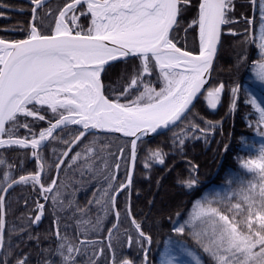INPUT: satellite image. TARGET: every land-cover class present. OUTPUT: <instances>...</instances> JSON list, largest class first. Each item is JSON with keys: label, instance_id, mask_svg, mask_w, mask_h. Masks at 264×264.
Segmentation results:
<instances>
[{"label": "snow or ice", "instance_id": "1", "mask_svg": "<svg viewBox=\"0 0 264 264\" xmlns=\"http://www.w3.org/2000/svg\"><path fill=\"white\" fill-rule=\"evenodd\" d=\"M32 20L25 39H0V148L19 146L31 148L32 156L36 158L39 168L45 164L39 149L42 142L53 137L56 129L63 132L68 125H79L80 130L68 133L71 139L59 137L67 147L62 151L58 162L55 163L57 173L61 170L74 147L80 145L91 130H101L108 133H122L125 137H134L130 141V156L126 163L130 165L126 171L124 181H118L121 169L120 161L124 159V148L119 149L116 162L110 163L108 157L114 153L108 151L107 144L90 141L81 151L70 157L68 168L77 166L81 176L85 171L92 178L102 179L106 184L89 204L95 203L107 211L116 208L117 196L133 185V169L137 158V141L158 130L169 128L177 121L187 119V113L193 100L201 93V89L208 82L213 68L214 57L222 34V26L233 23L228 13L233 9V0H201L198 18L193 21L199 27L200 49L198 55L190 51H182L174 43L172 30L179 24L178 16L191 0H68L58 9L54 17V27L50 32H44V19L51 17L53 10L48 9L45 17L38 14V9L46 6V0H31ZM255 6L257 0H250ZM81 17H90L87 27L79 21ZM249 25L259 26L258 55L260 57L257 78L264 84V0H259V20L245 17ZM191 27V25H190ZM231 31V30H230ZM249 32L248 29L245 30ZM235 35L236 33H232ZM247 42V41H246ZM137 57L141 60V70L135 73L130 83L123 88L120 96H127L130 90L144 86V91L130 103H120L110 100L103 93L101 73L110 62L120 58ZM241 60L244 57H240ZM158 68L164 86L156 91L149 84L144 83V75L151 74L152 68ZM182 69L181 71H177ZM225 84L219 83L209 88L205 99L211 109H216L221 103ZM239 86L231 88L232 99L230 110L236 108ZM259 113L256 121L258 133L264 137V107L256 98L246 101ZM47 106L56 115L55 122L39 132L38 138L32 132L29 123H21L20 116L45 120L41 115V108ZM31 106V107H29ZM206 127L198 123L189 122L181 134H174L178 144L183 148L188 130L200 135H193V139H206L215 128L211 121H205ZM20 127L28 129L31 138H19ZM7 136V139L2 138ZM176 141H174L175 143ZM227 148V146H226ZM107 152V155H105ZM165 153L155 150L150 153V160L155 163H165ZM82 161V163H79ZM6 161L0 159V165ZM152 164L145 162L144 167ZM8 165V168H11ZM49 168L51 165L48 166ZM197 166L193 165V171ZM241 168L246 173L258 179L245 180L241 174H235L229 184H237L236 189L224 195L216 194L215 199L205 197L197 201L194 211L186 225L192 228V236L204 253L210 258V264H264V144H261L255 158L241 160ZM186 187L192 188L196 184L194 178L180 181ZM31 183L35 189L39 185V194L45 201L51 199L53 205L61 209L72 207L73 202L67 204L61 199V188L68 185L59 181V175L52 178L45 186L40 172L20 175L14 178L5 171L0 179V249L4 248L6 231V195L15 185ZM48 193H54L49 197ZM235 199L236 202H233ZM27 204V200H25ZM35 214L29 217L30 224L41 221L45 211V204L39 201ZM81 218L77 221L79 229L84 235L94 231L101 223V219H84L85 209L77 208ZM132 215L131 207L127 209ZM119 218V212L116 211ZM179 215V214H177ZM55 235L60 241L56 249H45L47 256L42 264H79V258L88 255V244L94 241L87 239L76 242L66 232H62L59 222L54 221ZM141 247L151 243V236L145 233L141 224L133 217ZM116 227L115 225L113 226ZM22 231H25L22 229ZM178 234L185 232V226L175 227ZM112 229H109V239ZM39 239L29 235V239ZM132 237H128L129 247ZM111 250L113 245L109 243ZM143 264H147V250L145 249ZM10 255L11 253H7ZM99 253L93 251L88 264H96ZM192 256L191 252L187 253ZM195 264H201L199 257H193ZM0 264H8L7 259L0 260ZM16 264H29V257L21 255ZM112 264H135L131 259L115 260L113 253ZM164 264H183L177 257L167 259Z\"/></svg>", "mask_w": 264, "mask_h": 264}, {"label": "trees", "instance_id": "2", "mask_svg": "<svg viewBox=\"0 0 264 264\" xmlns=\"http://www.w3.org/2000/svg\"><path fill=\"white\" fill-rule=\"evenodd\" d=\"M4 1L10 6L19 5L16 1ZM199 1L191 0V3L183 8L178 16L179 24L172 35L175 37L174 43L193 53L198 52V25L193 24V21L198 16ZM65 2L68 0H51L45 7L38 9L41 17H45L49 8L53 10L52 16L44 19L46 34L50 32V26H53L58 9ZM233 5V9L228 13L233 23L223 26L221 46L208 87L186 114L187 119H182L163 133L137 142L133 185L130 191L126 189L117 196L116 208L105 211L95 203L89 204V200L93 199V193L99 196L98 190L106 187V184L102 179L92 178L87 171L81 176L77 166L68 168L67 164L70 163V157L75 152L81 151L90 141L95 140L97 147L100 144L109 146L108 151L115 154L108 157L110 163L116 162L119 149L123 147L124 159L120 161L122 166L118 173V181H124L126 171L130 167L126 163L130 156V140L114 134L91 132L80 145L74 147L69 159L61 165V170L57 174L59 181L68 185L60 189L61 199L65 204L69 200L74 201L72 207L61 209L59 205H53L51 199L45 201L39 194V185L34 189L31 183L15 185L5 194L6 231L4 248L0 249V260L7 259L8 264H16V259L23 254L29 257V264H42L47 256L43 250H54L60 243L55 235L54 224V221L58 220L61 231L66 232L76 242L84 239L95 242L87 245L88 255L80 257L79 264H88L89 256L93 251L99 253L100 249H103V254L98 256L96 264H112L113 253L116 261L128 258L135 264H143L145 249L147 264H164L171 257H177L183 264H195L193 257H199L201 264H210L208 254L204 253L197 244L192 236V228L185 222L189 221L197 201H202L205 197L215 199L217 193L224 195L236 189L237 184H229L235 174H241L246 181L258 179L241 168V160L255 158L260 145L264 144V137L259 135L256 125L259 113L246 102L256 98L264 107V84L257 78L260 70L258 66L260 57L256 46L259 43V26L257 24L253 28L245 22V17L259 20V0L255 6L250 0H233ZM30 18L28 11L20 13L0 9V39L12 41L27 37ZM89 21L90 17L80 18V23L85 27L88 26ZM246 29L249 30L248 33L245 32ZM233 32L236 34L233 35ZM240 57L244 59L241 60ZM105 69L101 81L104 95L110 100L118 98L122 103L124 100L122 98L129 99L142 92L143 85H140L138 90L131 89L127 96L119 95L130 83L132 76L141 70L139 58L115 62ZM144 83L155 89L162 88L163 79L160 77L159 69L153 67L150 75L145 74ZM219 83L225 84V90L222 93L221 103L216 109H211L204 96L209 88ZM235 86H239L240 91L237 93L236 108L230 110L231 88ZM36 107L41 108L40 114L45 115V120L23 116H20L19 120L21 123H29L32 132L37 136L41 130L50 126V121L54 123L57 117L46 106ZM190 121L198 123L201 127H206L205 121H211L216 126L206 139L191 138L193 135L199 136L200 133H193L189 129L181 149L174 134H181L182 129H185ZM78 130L80 129L77 126L68 125L63 132L61 129L53 132V137L56 138L49 137L38 150L43 157L41 162L45 164L43 170L32 156L31 148L18 146L0 148V159L6 161V164L0 165V179L5 171L10 172L14 178L39 171L42 183L47 186L57 173L55 163L67 147L59 137L71 139L68 133ZM17 135L19 138L25 136L31 138L28 129L23 127L19 128ZM157 149L166 154L164 164L149 159L150 153ZM146 161L152 164L150 168L144 167ZM8 165L12 167L8 168ZM193 165L197 166L195 171ZM189 178L196 180L192 188L180 182ZM53 194L47 195L51 197ZM35 201L44 203L45 211L40 222L30 224L29 217L33 216L36 210ZM233 202H236L235 199ZM129 205L131 216L127 213ZM77 208L85 209L84 219L93 222L97 217L101 219L100 225L94 231L88 232L87 236L78 228L77 221L81 218V213ZM116 211L120 214L118 219ZM133 217L141 224L142 230L151 236V243H145L143 248L137 242L141 238L132 224ZM179 226H185L183 234L174 231V228ZM109 229H112L111 240ZM29 235L39 239H29ZM129 236L133 241L130 247ZM109 243L113 245L111 250L108 248ZM9 252L10 255L7 254ZM188 252H191L192 256H188ZM53 258L57 259L58 264V257Z\"/></svg>", "mask_w": 264, "mask_h": 264}, {"label": "water", "instance_id": "3", "mask_svg": "<svg viewBox=\"0 0 264 264\" xmlns=\"http://www.w3.org/2000/svg\"><path fill=\"white\" fill-rule=\"evenodd\" d=\"M24 1H26V2H28L29 4L32 5L31 0H24ZM47 1H49V0H46V2H47ZM200 2H201V0H200ZM200 2H199V4H200ZM33 7H34V5H32V8H33ZM9 10L14 11V12H21V10H19V9H15V8H9ZM31 20H32V11H31V19H30V22H31ZM223 26H224V25H223ZM223 26H222V28H223ZM174 29H175V27H174ZM174 29L172 30L171 35L173 34ZM25 38H26V37H25ZM25 38H23V39H25ZM221 40H222V34H221V38H220V41H219L218 46H217V53H218V51H219V49H220V46H221ZM177 47H179V46H177ZM179 48H181V47H179ZM181 50H182V51H187V50H185L184 48H181ZM191 53H192V52H191ZM217 53H216V56H217ZM192 54H193V55H198L199 52H197V53H192ZM216 56L214 57V62H215V58H216ZM132 58H137V57L120 58V59H118V60H116V61H112V62H110V64L115 63V62L125 61V60L132 59ZM214 62H213V66H214ZM110 64H109V65H110ZM107 66H108V65H106L105 68H106ZM178 70L181 71L182 69H178ZM212 70H213V68H212ZM212 70H211L210 76L207 77L208 82H207V83L204 85V87L201 89V93H198V94H197V97L193 100V105L195 104V102L198 100V98L200 97V95L203 93V91H204V90L206 89V87L208 86V84H209V82H210V79H211ZM102 74H103V72L101 73V77H102ZM101 82H102V81H101ZM193 105L190 106V109L192 108ZM178 122H179V121H177L176 124H177ZM176 124H175V125H176ZM175 125H171V126H169V128H165V129L158 130V133H157V134L163 133V132L169 130L170 128H172V127L175 126ZM75 126H77V127L80 129V126H79V125H75ZM56 130H57V129H56ZM56 130H55V131H56ZM55 131H54V132H55ZM91 132H95V133H98V134H114V135L120 136V137H122V138L129 139L130 141H131L132 139H134V137H125V136H123L122 133H108V132H104V131H101V130H91ZM157 134H151V135H149V136H145V137H143L142 139H147V138H150V137L155 136V135H157ZM45 141H46V140H45ZM45 141H44L42 144H44ZM138 141H139V140H138ZM138 141H137V142H138ZM57 174H58V173H56L55 176H57Z\"/></svg>", "mask_w": 264, "mask_h": 264}, {"label": "flooded vegetation", "instance_id": "4", "mask_svg": "<svg viewBox=\"0 0 264 264\" xmlns=\"http://www.w3.org/2000/svg\"><path fill=\"white\" fill-rule=\"evenodd\" d=\"M10 1H16L19 5L18 6H10L9 4L5 3L4 0H0V9L11 11L8 8H15V9L21 10L20 13L28 11V12H30V15H31V10H32V5L31 4H29L28 2H26L24 0H10ZM47 2H49V1H47ZM65 3H67V2H65ZM64 4H63V6H64ZM11 12H14V11H11Z\"/></svg>", "mask_w": 264, "mask_h": 264}, {"label": "rangeland", "instance_id": "5", "mask_svg": "<svg viewBox=\"0 0 264 264\" xmlns=\"http://www.w3.org/2000/svg\"><path fill=\"white\" fill-rule=\"evenodd\" d=\"M197 18H198V16H197ZM80 22V21H79ZM90 22V21H89ZM89 24V23H88ZM52 27H54V23H53V26ZM87 27V26H86ZM198 35H199V30H198ZM199 47H200V45H198ZM163 86H164V81H163V84H162ZM162 86V87H163ZM150 87H152V88H154L155 89V87H153V86H150ZM161 89V88H160ZM160 89H155L156 91H159ZM144 91V86H143V90H142V92ZM207 92V91H206ZM141 93V92H140ZM140 93L139 94H137V95H134L133 97H131V98H129V99H127V98H122V99H124L123 101H122V103H130L131 101H133V100H135L136 99V97L137 96H139L140 95ZM205 96H206V94H205ZM205 96H204V99H205ZM116 100H117V98H116ZM206 100V99H205ZM120 102V101H119ZM121 103V102H120ZM40 106V105H39ZM46 106V105H45ZM47 107V106H46ZM49 127V126H48ZM48 127H46L45 129H47ZM44 130V129H43ZM38 135H39V133H38ZM38 135L36 136L37 138H38ZM3 138V137H2ZM4 139H7V138H4ZM19 147V146H18ZM30 148V147H29Z\"/></svg>", "mask_w": 264, "mask_h": 264}, {"label": "bare ground", "instance_id": "6", "mask_svg": "<svg viewBox=\"0 0 264 264\" xmlns=\"http://www.w3.org/2000/svg\"><path fill=\"white\" fill-rule=\"evenodd\" d=\"M199 42H200V38H199ZM103 93H104V91H103ZM3 138H8V137H3ZM48 140V139H47ZM129 199V198H128Z\"/></svg>", "mask_w": 264, "mask_h": 264}]
</instances>
